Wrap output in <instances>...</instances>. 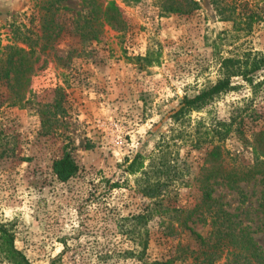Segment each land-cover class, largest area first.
<instances>
[{
    "label": "rangeland",
    "instance_id": "374dc122",
    "mask_svg": "<svg viewBox=\"0 0 264 264\" xmlns=\"http://www.w3.org/2000/svg\"><path fill=\"white\" fill-rule=\"evenodd\" d=\"M37 1L0 0V55L17 26H31ZM196 1L192 13H167L159 0H118L126 29L105 24L98 40L83 42L76 26L91 11L84 0H63L61 35L41 54L29 86L50 118L62 104L52 127L36 107L14 105L10 86L0 80V222L34 264H201L200 243L186 225L211 239L207 248L224 263L216 231L221 209L264 251V68L252 84L233 77L234 89L184 123L171 118L185 96L218 81L223 57L264 54V0H249L263 17L249 34L225 20L213 0ZM222 122L232 125L220 141L230 153L225 160V154L208 155L211 131ZM66 144L80 169L63 181L53 165ZM139 151L158 155L151 180L165 183L169 215L135 218L154 201L138 189L142 174L125 171ZM252 166L261 171L250 180L225 178ZM208 188L215 214L197 207ZM0 264L12 263L0 255Z\"/></svg>",
    "mask_w": 264,
    "mask_h": 264
},
{
    "label": "trees",
    "instance_id": "16d2710c",
    "mask_svg": "<svg viewBox=\"0 0 264 264\" xmlns=\"http://www.w3.org/2000/svg\"><path fill=\"white\" fill-rule=\"evenodd\" d=\"M62 1L38 0L35 5L34 14L31 17V26H17L13 30V42L3 47L0 55V80L8 83L10 86L12 103L24 108L36 107L35 111L40 115L41 121L50 127L60 121V111L63 110L62 104L57 105V110L53 115L54 118H50L47 115L49 112L45 110L43 104L31 96L32 92L29 90V86L32 75L36 70V64L40 61L41 54L47 50L54 49L57 39L61 35L62 24L60 20L63 15L62 9L65 8L62 6ZM117 1L84 0L92 16L89 20L86 19L85 25L78 24L76 26V31L80 32L83 42L98 40L101 36V28L105 24L120 31L126 29L127 21ZM120 1L127 5H133L140 3L142 0ZM226 1L213 0L217 5L219 14L225 20H232L240 30H243L247 34L253 31L256 23L263 20V17L255 9L248 6L249 0H232V3H226ZM242 2H246L244 5L248 6V8L241 12L238 11V6ZM159 6L161 11L167 13H192L199 8V3L196 0H159ZM77 50L73 49V52ZM262 68H264V54L260 51L246 50L241 54L223 57L220 69L221 77L218 81L193 97L185 96L180 107L174 111L171 118L174 123H184L193 110H201L219 94L234 89L233 77L241 76L252 84L254 75ZM12 81L13 84H11ZM219 126L211 131L210 143L212 147L208 151V155L213 158H221L225 154L222 158L225 160V157H228L230 153L220 141H223L227 137L232 125L228 122H222ZM254 150L258 151L256 145H254ZM157 156L139 151L132 159L127 161L128 164L125 171L133 174L140 172L142 174V183L139 182L138 189L142 195L154 200L153 205L151 204V206L147 207L145 213L135 216V218L149 219L155 214L166 216V214L169 215L172 211V208L163 203L165 183L163 184L158 178L151 180L152 176L150 173H156L158 168V164L156 165ZM147 160L149 162L146 164ZM53 167L55 173L63 181L69 180L79 172L80 166L74 157L70 145L66 144L64 146L61 157L54 161ZM249 170L250 173H242V175H239L241 173L237 172L225 174V178L229 182H238L239 179L250 180L257 172L261 171L256 170L254 166ZM114 185L118 186V183ZM210 200H212V189L208 188L202 193L201 203L197 207L207 206V209H205L215 214L218 211L214 209ZM260 206L264 216V197ZM175 211L177 213H184L185 210L176 209ZM221 211V221L215 227L216 231L219 232V240L226 250V261L224 263H218V260L223 255L208 249L213 247L212 240H206L201 234L196 233L191 227L186 225L190 232L195 234L196 240L200 243V255L203 256L201 264H264V251L260 249L250 233L244 228H240V225L233 219L230 212L224 209H221ZM191 216L192 212L186 213L185 224H187V220ZM215 223L217 222L215 221ZM261 230L264 231V226ZM0 239V255L3 258L12 264H34L21 250L15 247L13 233L6 224L1 222Z\"/></svg>",
    "mask_w": 264,
    "mask_h": 264
}]
</instances>
